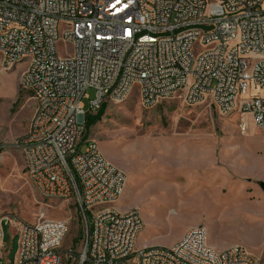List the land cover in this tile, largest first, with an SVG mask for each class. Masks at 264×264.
<instances>
[{
  "label": "built area",
  "instance_id": "2783aa9c",
  "mask_svg": "<svg viewBox=\"0 0 264 264\" xmlns=\"http://www.w3.org/2000/svg\"><path fill=\"white\" fill-rule=\"evenodd\" d=\"M0 59L3 69L26 65L20 83L36 108L15 145L43 197L76 201L84 226L77 264H256L239 245L215 251L203 226L171 247L137 246L138 211L109 204L125 174L81 133L87 113L134 86L146 108L174 96L209 100L264 127V0H0ZM4 220L18 236L12 264H59L67 220L0 216V250Z\"/></svg>",
  "mask_w": 264,
  "mask_h": 264
},
{
  "label": "rangeland",
  "instance_id": "374dc122",
  "mask_svg": "<svg viewBox=\"0 0 264 264\" xmlns=\"http://www.w3.org/2000/svg\"><path fill=\"white\" fill-rule=\"evenodd\" d=\"M25 66L3 69L0 59V142L6 144L0 157V216L26 223L67 220L59 264H77L84 226L76 201L43 197L15 145L36 108L33 92L20 83ZM259 93L264 97V89ZM83 102L87 109V99ZM102 104L100 118L83 127L81 141H95L124 172L123 192L109 204L138 211L143 227L137 246L171 247L189 228L203 226L215 251L239 245L256 264H264V127L246 113L222 114L209 100L187 104L174 96L146 108L136 86L123 100ZM240 122L246 124L244 132ZM197 165L203 169L193 171ZM8 229L17 234L4 220L3 234Z\"/></svg>",
  "mask_w": 264,
  "mask_h": 264
},
{
  "label": "crops",
  "instance_id": "0c3cea01",
  "mask_svg": "<svg viewBox=\"0 0 264 264\" xmlns=\"http://www.w3.org/2000/svg\"><path fill=\"white\" fill-rule=\"evenodd\" d=\"M116 167H118V166H116ZM202 169H203V167L197 165V166H195V168H193V171L202 170ZM187 172L191 173L192 171L190 170ZM125 180H126V177H125ZM124 184H125V181L123 183V187H122V191H121L120 195L123 192ZM117 210H120V209H117ZM120 211H124V210H120ZM14 234L15 233H12V229H8V231L5 234H3V243H2V248L0 250V264H12L14 259H15L18 242H16L15 246L13 245L12 240L14 237H17V234H15V235ZM136 243H137V241H136ZM143 245H147V244L143 242V243H141L140 246H143ZM13 247H15L14 248V254H13V257L11 259H9V256H10L9 254H10V252H12Z\"/></svg>",
  "mask_w": 264,
  "mask_h": 264
},
{
  "label": "trees",
  "instance_id": "16d2710c",
  "mask_svg": "<svg viewBox=\"0 0 264 264\" xmlns=\"http://www.w3.org/2000/svg\"><path fill=\"white\" fill-rule=\"evenodd\" d=\"M104 104L100 106L95 114L87 113L84 119V126L87 129L92 123L98 120L103 112Z\"/></svg>",
  "mask_w": 264,
  "mask_h": 264
},
{
  "label": "water",
  "instance_id": "95a60500",
  "mask_svg": "<svg viewBox=\"0 0 264 264\" xmlns=\"http://www.w3.org/2000/svg\"><path fill=\"white\" fill-rule=\"evenodd\" d=\"M262 185V184H261ZM263 186V185H262ZM263 188H264V186H263Z\"/></svg>",
  "mask_w": 264,
  "mask_h": 264
}]
</instances>
